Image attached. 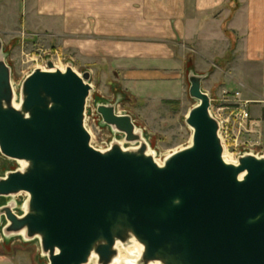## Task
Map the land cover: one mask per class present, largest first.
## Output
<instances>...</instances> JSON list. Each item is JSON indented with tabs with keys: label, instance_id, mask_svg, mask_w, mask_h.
<instances>
[{
	"label": "water",
	"instance_id": "obj_1",
	"mask_svg": "<svg viewBox=\"0 0 264 264\" xmlns=\"http://www.w3.org/2000/svg\"><path fill=\"white\" fill-rule=\"evenodd\" d=\"M5 56L0 37V153L21 168L0 177V198L27 195L22 215L15 202L0 206L6 240L39 239L49 264H112L117 244L132 240L143 247L138 264H264V157L225 161L208 74L190 70L191 143L160 164L116 105L96 103L102 125L139 146L92 145L89 72L48 60L25 78L17 103Z\"/></svg>",
	"mask_w": 264,
	"mask_h": 264
},
{
	"label": "crops",
	"instance_id": "obj_2",
	"mask_svg": "<svg viewBox=\"0 0 264 264\" xmlns=\"http://www.w3.org/2000/svg\"><path fill=\"white\" fill-rule=\"evenodd\" d=\"M20 32L55 40L91 73L122 66L127 79L172 84L191 53L196 69L214 66L237 35L246 74L264 90V0H0V37Z\"/></svg>",
	"mask_w": 264,
	"mask_h": 264
},
{
	"label": "rangeland",
	"instance_id": "obj_3",
	"mask_svg": "<svg viewBox=\"0 0 264 264\" xmlns=\"http://www.w3.org/2000/svg\"><path fill=\"white\" fill-rule=\"evenodd\" d=\"M15 35L5 37L3 42L5 61L12 69L17 103L20 101V89L25 78L37 68H47L48 60L60 67L72 66L81 76L89 72V83L93 90L88 102L86 125L92 136V145L99 150L108 149L115 141L123 143L126 148H135L139 144L125 143L123 135L102 125L101 118L96 113L98 101L116 105L120 114L133 118L139 133L149 146V153L158 163L162 164L171 154L187 147L191 143L192 130L186 123V117L197 104L188 94L190 69L198 74L201 72L209 75L203 81V90L213 99L212 112L224 123L223 138L227 154L234 160L245 153L264 157V90L258 76L246 74L249 69L236 52L239 40L237 35L236 44H231L215 59L214 66L201 61L198 64L202 68L196 69L197 60L191 53L187 73L174 84L167 82L164 77L146 79L147 81L127 79L124 75L126 70L122 66L109 72L91 73L84 69L87 64L83 60L76 58L72 52L65 51L55 40L25 32ZM245 113L249 114L248 119L244 118ZM0 158L7 159L1 153ZM7 168L9 172L21 166L14 161ZM5 174H0V177ZM26 199V194H20L3 199L2 204L17 203L15 213L22 215ZM11 240L17 241L14 246L13 243L10 244ZM11 240L5 245L0 242L4 253L0 255V264H49L39 239L25 242L17 237ZM95 261L90 264H96Z\"/></svg>",
	"mask_w": 264,
	"mask_h": 264
},
{
	"label": "bare ground",
	"instance_id": "obj_4",
	"mask_svg": "<svg viewBox=\"0 0 264 264\" xmlns=\"http://www.w3.org/2000/svg\"><path fill=\"white\" fill-rule=\"evenodd\" d=\"M60 68H61V70H65V67H60L59 65H57L55 63V69H60ZM43 70H48V68L44 67ZM17 89H18V87H17ZM224 159H225V161H227L229 163H236L237 162V160L232 159L227 154V150L226 149H225V152H224ZM13 162L14 161L10 160V159L0 158V174L1 175L5 174L7 172V170H8L7 166L9 164H12ZM2 201H3V199L0 198V206L3 205ZM4 225H5V223H4ZM1 229H2V227L0 228V239L4 242V239H3V236H2V233H1ZM17 240L21 241L20 239H17ZM130 244H132V245L128 246V247H127V245H122L121 243L117 244V247L119 248L120 255L118 256L117 259H115L113 261L112 264H138L137 260L140 258L141 254H142L143 247L140 244H138L135 240H132ZM135 255H136V257H133ZM93 258L96 259V257H93ZM150 264H160V263L156 262V263H150Z\"/></svg>",
	"mask_w": 264,
	"mask_h": 264
},
{
	"label": "built area",
	"instance_id": "obj_5",
	"mask_svg": "<svg viewBox=\"0 0 264 264\" xmlns=\"http://www.w3.org/2000/svg\"><path fill=\"white\" fill-rule=\"evenodd\" d=\"M213 113V112H212ZM213 115L219 120L220 124H221V138H222V141H223V144H224V147H225V139L223 138V130H224V123L221 119H219V117H217L214 113ZM244 118H249V114L248 113H245L244 114ZM241 156V155H240Z\"/></svg>",
	"mask_w": 264,
	"mask_h": 264
}]
</instances>
